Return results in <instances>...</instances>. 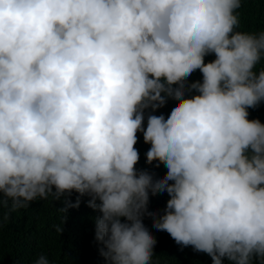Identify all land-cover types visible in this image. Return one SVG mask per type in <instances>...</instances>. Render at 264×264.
<instances>
[{
	"label": "clouds",
	"instance_id": "1",
	"mask_svg": "<svg viewBox=\"0 0 264 264\" xmlns=\"http://www.w3.org/2000/svg\"><path fill=\"white\" fill-rule=\"evenodd\" d=\"M243 2L0 0V209L75 191L58 210L90 197L107 264H155L145 215L212 264H264V30H238ZM138 133L163 177L137 170Z\"/></svg>",
	"mask_w": 264,
	"mask_h": 264
},
{
	"label": "trees",
	"instance_id": "2",
	"mask_svg": "<svg viewBox=\"0 0 264 264\" xmlns=\"http://www.w3.org/2000/svg\"><path fill=\"white\" fill-rule=\"evenodd\" d=\"M240 15L239 31L255 32L264 30V0H244L237 10ZM215 59L214 54L205 57V62ZM264 66V61L257 65L256 70ZM189 83L202 81V73L196 70L188 78ZM198 93H187L191 96ZM176 103L169 98L166 105L159 108L155 115L163 114L165 118ZM249 119H259L264 123V102L255 109L248 110ZM151 110H146L147 115ZM139 140L135 147L140 154L137 170H148L157 177H163L167 168L163 163L156 167L157 162L149 165L146 162V152L150 148L145 144L143 134L138 133ZM171 183V181H170ZM55 190V189H53ZM78 193H65L59 200L49 197L47 200L37 199L31 202L26 209H19L8 213V206L0 209V215H6L0 226V264H34L41 255L47 256L50 264H107L99 253V245L95 240L94 218L100 215L98 211L88 207L89 196L80 197L78 208L69 207L67 213L58 209L68 204H75ZM168 199L167 192L150 194L149 211L163 214ZM10 205V202H9ZM66 216V219H65ZM122 222H124L123 218ZM143 222L157 240L153 252L155 264H212L211 257L202 252H196L192 246L178 245L166 231H158L153 225V217L145 215ZM62 226L63 231L58 233L56 226ZM223 264H230L225 258Z\"/></svg>",
	"mask_w": 264,
	"mask_h": 264
}]
</instances>
